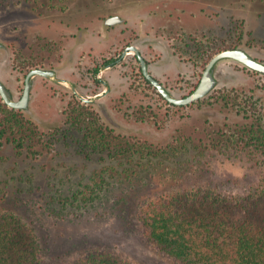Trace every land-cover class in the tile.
Returning a JSON list of instances; mask_svg holds the SVG:
<instances>
[{"label":"rangeland","instance_id":"obj_1","mask_svg":"<svg viewBox=\"0 0 264 264\" xmlns=\"http://www.w3.org/2000/svg\"><path fill=\"white\" fill-rule=\"evenodd\" d=\"M56 1L57 5L64 3L63 11L45 9L40 16L31 4L22 3L0 12V41L6 45L0 51V80L13 100L21 96L26 73L19 72L18 65L29 56L38 57L44 69H54L57 75L54 80H33L29 108L19 114L32 122L40 135L30 137L21 148L11 142L12 137H19L12 130L0 138V216L11 215L32 229L46 264H70L94 250L109 252L128 264H174L143 238L137 209L182 187H210L228 194L248 189L261 166L253 167L254 161L244 150L210 144L222 143L219 132L226 136L233 133L224 125L240 123L241 118L217 110L222 105L165 106L143 83L136 62L126 58L124 67L135 94L120 100L109 95L91 104L98 124L131 144L152 146V150L181 138L192 144L187 152L139 170L122 158L84 148L83 132L65 125L68 119L63 112L72 92L71 85L59 80L73 82L84 97L94 96L90 72L108 53L116 54L134 37L131 34L137 31L132 25H143L149 29L128 42L151 50L152 56L146 54L151 61L154 55L161 57L153 63V70L158 76L161 70H168L165 74L170 78L161 79L181 98L198 81L202 69L196 55V65L181 52L173 55L170 46L176 41L172 39L190 36L210 51L239 43L238 48L264 63V0ZM110 15L124 19L121 28L105 33L92 28ZM123 27L126 34L121 39L117 31ZM92 43L108 47L98 54L89 48ZM168 59L179 68L173 69V63L163 65ZM214 76L218 81L215 90L235 89L242 99L255 91L251 103L264 118V76L227 60L217 64ZM111 85L114 89L118 83ZM140 105H150L152 110L143 116L135 114ZM67 115L71 116L69 110ZM254 157L261 159L258 153ZM196 160L204 163V171L183 180L181 175L191 165L194 168Z\"/></svg>","mask_w":264,"mask_h":264},{"label":"trees","instance_id":"obj_2","mask_svg":"<svg viewBox=\"0 0 264 264\" xmlns=\"http://www.w3.org/2000/svg\"><path fill=\"white\" fill-rule=\"evenodd\" d=\"M57 2L0 0V12L7 6L22 3L31 4L35 11L64 9V3L57 5ZM238 98L235 95L234 101ZM223 100L230 98L224 96ZM76 106L70 111L71 116L65 125L83 132L84 148L104 152L114 159L122 158L135 164L139 170L147 169V165L153 166L154 161V165L159 164L166 158L187 152L192 147L191 143H186L187 138L154 150L152 146L131 144L98 124L88 108ZM237 113L252 122L229 136L219 132L222 143L217 141L214 145L211 141L210 144L244 150L249 153V160L254 161L253 167L261 166V171H255L257 180H253L248 189L228 194L210 187H182L146 201L137 209L136 218L143 238L174 264H264V118L256 107H251L250 113L246 109ZM7 130L19 136L11 139L16 148L23 147L30 137L40 135L32 122L23 120L17 112L0 103V138ZM52 136L54 138L56 134ZM256 153L261 159L254 157ZM140 162H143L142 166ZM201 165L203 167L199 168ZM202 171L204 163L196 160L194 168L191 165L181 176L186 180L194 174L201 175ZM0 264H46L32 229L11 215L0 216ZM70 264L128 263L109 252L94 250L82 253Z\"/></svg>","mask_w":264,"mask_h":264},{"label":"flooded vegetation","instance_id":"obj_3","mask_svg":"<svg viewBox=\"0 0 264 264\" xmlns=\"http://www.w3.org/2000/svg\"><path fill=\"white\" fill-rule=\"evenodd\" d=\"M45 10V9H42ZM37 11L38 14H40V16H42L44 13V11ZM52 10V9H51ZM60 11H63L64 9H58ZM47 12V11H46ZM113 17H118V19H120L119 23H113V24H109L107 23V21L110 18ZM124 19L118 15H110L107 16L106 18H104V20L102 21L101 25H92V28H97L100 30V28L102 29V32H106V31H111L113 29H118L121 28V26L124 24ZM186 26V25H185ZM128 27H131L128 26ZM132 28L135 29L137 32L132 33L131 35H133L134 37L131 38V36L129 37L128 41H130V39H138L141 34L142 30H148V28H144L143 25H132ZM125 30L126 27H123V29H119L118 34L120 35L121 39H123L122 36H125ZM145 35H149V33H144ZM84 33L81 32L80 36L83 37ZM173 41H176V43H174L173 45L170 46V48L172 49L173 55H179L180 52L188 57V60L190 62H192L193 64H197L198 60L201 63V69L202 72L204 71L207 63L210 61V59L225 50H232V49H236L238 48V44L237 45H233V46H229L226 48H221V49H216L215 51L212 50L210 51L206 44H202L198 39L196 38H192L190 36H180L179 38H173ZM127 41V42H128ZM1 42V41H0ZM124 42L123 47L115 54V53H108L105 57L104 60L102 61V63L96 67H94V69L90 72V78L92 83H94V89H93V94L94 96L92 97H84L82 95V93L77 89V86L71 82L68 79H61L59 80V82L61 84L64 85H71L70 86V90L72 92V96H71V101H69L67 103V108L65 109V111L63 112L65 117L67 116L68 119V115H67V110L71 111L73 107H77L76 105H81L84 106L86 108L89 109V111L91 110V104H93L96 100H103L104 98L108 97L109 95H112V99L116 100H120V98H123L124 96H130V94H135V91L132 90L129 86V80L130 77L126 74V69L124 67V61L126 58H131L133 59L136 64L138 65V72H139V76L141 77L142 81L144 84H146L149 88L153 89L155 95L157 96L158 100L160 102H162L165 106L167 107H171V108H183V107H190L193 105H206L203 107H198V108H204V107H208V108H215L214 106H218V105H222L221 108H217V110L219 111H224L227 115H231L232 114L234 116L240 117L241 118V122H235L232 125H224L225 129H230L232 131L242 128L243 125L251 123L252 120H245L242 116V114L237 113L238 110L240 109H246L247 111L251 110V107H255L254 103H251V100H253L255 98V91H251L250 93H252V95H250V97L248 99H246L247 97L245 96V99L240 98V96L238 95V92L235 89H230V90H226V89H222V90H215L213 89L210 93H208L205 97L198 99L197 101H194L192 103H189L187 105H174L172 103L167 102L162 95L158 92V90L143 76L142 71H141V66H140V62L138 61L137 56L135 55V53L130 50V47H135L138 51L139 56L144 60L146 68H147V72L148 74H150V76L157 81L167 92L168 94L177 100H181V99H185L186 97L190 96L195 89L197 88L200 80H201V76H202V72L199 75V79L198 81L192 86L191 90L188 92L187 95L181 97V98H176L167 88L166 84L164 81H162L161 78H164L167 80V78H170L168 75H166L165 73H168V70H161L162 73L158 76L156 75V73L153 70V63L155 61H158V59H160L161 57H155V55L153 56V60L151 61L147 56H152L153 53L150 50H145L144 48H141V46L139 47L138 45L135 44H130V42ZM2 43V42H1ZM106 43H108L106 41ZM4 46V49H6V45H4V43H2ZM110 42L108 43L109 46ZM107 46L104 45L103 47L101 46L99 48L98 43L96 45H94V43L91 44V46L89 48L93 49L94 51H96L98 54H101L103 52L102 48H105ZM107 46V47H108ZM3 49H0V51ZM83 51H81L80 53H82ZM194 55H196L198 57V60L196 61L195 58L193 57ZM169 56V55H168ZM170 58V57H169ZM172 60V59H171ZM262 62V61H260ZM169 63H173V69H178L179 66L172 60L169 61L168 60H163V65L166 64L168 65ZM245 68V67H244ZM36 69H41V70H46V71H52L54 73L53 76H49V77H44V76H39V75H34L30 78V82H31V87H30V92H29V103L31 100V91H32V87H33V80L35 78H43V79H50V80H54L57 75H56V71L54 69H44V65L42 64V61L38 59V57L33 58L31 56H29L27 59H24L19 65H18V70L19 72H26L24 77H23V88H24V84H25V77L27 76L28 73H30V71L32 70H36ZM247 69V68H245ZM249 70V69H248ZM255 74L260 75L257 72H254L252 70H249ZM172 72V71H169ZM110 74V75H109ZM178 74V73H177ZM109 76H113V78H109ZM117 76V78H116ZM262 76V75H261ZM104 79H103V78ZM1 81V80H0ZM2 82V81H1ZM111 83L114 85V83H118V85H116V87L114 89H111L112 85ZM2 84L5 86V88L10 92V89L2 82ZM23 88H22V92H21V96L19 97L18 100L21 99L22 97V93H23ZM235 95H237L239 98L237 101H234L235 99ZM244 95V94H241ZM226 96L230 98V100H223V97ZM244 97V96H242ZM233 99V100H232ZM16 100V101H18ZM228 101V104H226V102ZM140 102L139 100H136V103ZM0 103L4 104L0 98ZM29 103H28V108H29ZM78 103V104H77ZM141 103V102H140ZM5 105V104H4ZM239 105V106H236ZM6 106V105H5ZM7 109H10L6 106ZM140 109H138L135 114H140L141 116L145 115L149 110H152V107L150 105H140L139 106ZM129 109V107H128ZM10 110H14L15 112H17L18 114H20V111L22 110H15V109H10ZM151 114V113H150ZM149 114L150 119L152 118V116ZM67 121V120H66ZM228 123V122H227Z\"/></svg>","mask_w":264,"mask_h":264},{"label":"water","instance_id":"obj_4","mask_svg":"<svg viewBox=\"0 0 264 264\" xmlns=\"http://www.w3.org/2000/svg\"><path fill=\"white\" fill-rule=\"evenodd\" d=\"M119 23L120 19L118 17L110 18L107 23ZM0 49H4L3 44L0 42ZM140 62L141 71L143 76L158 90V92L162 95V97L169 103L174 105H187L198 99L205 97L208 93H210L218 84L214 73L216 66L221 61H233L241 66L252 70L254 72L259 73L260 75L264 76V63L258 61L256 58L251 56L247 51L242 48H236L232 50H225L216 55H214L210 61L207 63L204 71L202 72L201 80L195 89V91L185 99L177 100L172 98L168 92L157 82L155 81L150 74L147 72V68L145 65L144 60L139 56L138 51L135 47H130ZM34 75L49 77L53 76L54 73L52 71H46L41 69H36L30 71L25 77V84L23 88L22 97L20 100L16 101L13 100L11 93L5 88V86L0 81V98L2 102L10 109L15 110H28V103H29V92L31 87L30 78Z\"/></svg>","mask_w":264,"mask_h":264}]
</instances>
